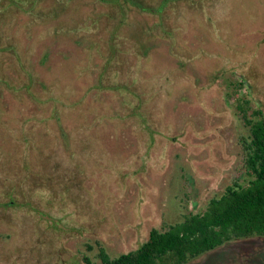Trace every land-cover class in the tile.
Wrapping results in <instances>:
<instances>
[{
  "label": "rangeland",
  "instance_id": "rangeland-1",
  "mask_svg": "<svg viewBox=\"0 0 264 264\" xmlns=\"http://www.w3.org/2000/svg\"><path fill=\"white\" fill-rule=\"evenodd\" d=\"M62 5L54 23H30L10 6L2 24L23 34L12 51L0 42V204L24 205L0 207V264H87L84 256L100 264L96 241L119 255L140 247L153 227L204 211L244 171L237 97L264 111V0H177L161 25L138 14L101 75L105 90L91 93L102 53L87 59L70 34L81 2ZM47 93L70 103L65 120L78 154L67 153L47 122ZM46 176L58 194L68 186L65 204L39 203ZM20 177L23 187L7 194ZM189 264H264V238L228 242Z\"/></svg>",
  "mask_w": 264,
  "mask_h": 264
},
{
  "label": "trees",
  "instance_id": "trees-1",
  "mask_svg": "<svg viewBox=\"0 0 264 264\" xmlns=\"http://www.w3.org/2000/svg\"><path fill=\"white\" fill-rule=\"evenodd\" d=\"M77 1L81 2L78 10L81 15L78 17L79 20H77L70 34L75 39L76 45L81 50H84L87 59L92 57L93 51H97L99 54L102 53L101 56L104 58V60L102 58V63L99 62L100 70L98 73L100 76L98 80L94 79V83L88 89V93H91L105 90L104 80L101 75L109 62L115 60V57L121 53L120 42L123 39L121 38V33L123 34L125 29L133 26L134 23L132 24V22H136L140 18L138 14L158 16L156 25H161L163 24V18L167 16L166 11L175 9L174 5L177 0ZM188 1H190V5H195L199 0ZM65 2L66 0H0V17H2L0 19V39L2 41L0 42L10 45L6 48V51H12L15 39L23 34L15 32L19 34L15 38L13 32L11 34V32L2 31V24L9 17V11L6 10L7 7L15 6L22 9L24 11L23 16L30 23L33 21L41 23L43 21L46 25L59 19V10L63 9L62 4ZM89 9H93V13L83 12L89 11ZM19 14L17 10L16 17ZM19 20H23L21 15L18 16ZM55 25L58 26L59 24ZM2 33L6 37H2ZM131 35L132 37L127 36L125 38L130 39L132 44L135 33L131 32ZM137 39L141 47H146L142 36L137 37ZM102 48H104V51ZM29 50L32 53L33 43ZM31 72L33 73L34 71L31 69ZM78 75L80 76V73ZM84 77L87 78L85 75ZM38 81L40 83L39 77ZM243 85H245V82H240L238 88ZM107 86L111 87L110 85ZM11 87L13 88V85ZM51 87L47 84L46 90L53 91ZM0 90L2 89L0 88ZM51 94H45L48 96L45 97V101L54 102L51 104L53 113L50 115L49 106L46 105L49 109L46 120L47 122L53 121L51 123L57 126L58 132L61 131L62 134L57 135L61 142L66 145L67 153L78 154L75 152L76 149H73V141L71 142L70 140V135L73 136L74 134L71 130V124L65 120V115L70 110V103H65V100L59 102V97ZM236 95H238V92H236ZM237 98V109L247 128V133L240 138L244 150L243 174L229 184L223 193L209 199L204 211L191 210L184 213L181 220L166 223L164 228L153 227L142 245L137 249H132L119 255H112L99 240L96 241L98 245L96 258L100 261V264H189L228 242L252 237L264 238V111L254 109L251 105V100L248 98ZM60 109L61 111L59 112L58 110ZM58 113L60 116H58ZM81 124H83V128L86 127L85 123L82 122ZM75 126L76 124L73 128ZM84 130L86 131V129ZM78 156L77 164L88 159V154L85 153L83 157L80 154ZM95 162L97 161L95 160L92 163L95 164ZM82 166H86V164L83 163ZM78 168L81 169V167ZM18 170H26V165L18 167ZM30 173L32 174V168ZM30 173H26L23 177L27 178L29 176L30 178ZM36 175H38V178L43 176L40 172L36 173ZM23 177L13 179L14 181L11 183L12 186L10 185L8 188L7 194L17 190L13 187V184L17 187L18 183L19 187H23ZM49 177L46 176V181L43 178L39 179L43 188L38 184L36 191H45L42 194V199L45 202L39 203H49L57 207L59 204H65L64 202L69 197L68 186L62 182L59 185L60 191L58 194L56 193L58 184L56 185L53 177L50 179ZM67 178H65L66 182L69 181V178ZM92 193L94 195V192ZM30 198L25 196L26 203H32ZM21 205H24V203H19L15 199H7L5 203L0 204V207L2 206V208L6 209L18 208ZM92 247V245L89 246L91 249ZM83 259L87 261V264H93L89 256H84Z\"/></svg>",
  "mask_w": 264,
  "mask_h": 264
}]
</instances>
